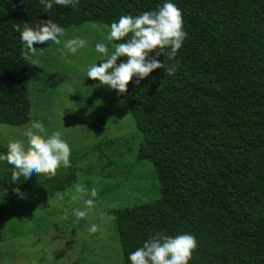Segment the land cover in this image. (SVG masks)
Here are the masks:
<instances>
[{
  "label": "trees",
  "instance_id": "1",
  "mask_svg": "<svg viewBox=\"0 0 264 264\" xmlns=\"http://www.w3.org/2000/svg\"><path fill=\"white\" fill-rule=\"evenodd\" d=\"M163 2L80 0L75 9L54 5L45 13L39 0H0V123L22 126L31 117L16 26L50 19L62 29L87 22L105 27ZM172 2L187 38L174 59L167 50L157 59L175 65L174 75L154 69L119 94L140 134L136 158L149 161L158 180L155 199L107 210L123 264L155 233L193 235L197 248L189 264H264V0ZM0 152H6L2 145ZM73 164L66 173L16 184L9 183L8 165L7 202L41 177L46 194L64 193L76 182ZM6 212L1 202L0 239Z\"/></svg>",
  "mask_w": 264,
  "mask_h": 264
},
{
  "label": "rangeland",
  "instance_id": "2",
  "mask_svg": "<svg viewBox=\"0 0 264 264\" xmlns=\"http://www.w3.org/2000/svg\"><path fill=\"white\" fill-rule=\"evenodd\" d=\"M63 30L60 46L49 41L34 44L35 55L24 50L30 121L22 126L0 123V145L7 151L10 141L26 144L24 134L33 121L41 123L49 135L60 131L71 149L70 164L74 162L77 168L76 182L64 193L50 196L41 177L8 203V164L0 162V200L7 208L0 264H123L107 210L158 196L151 163L136 158L140 134L132 115L115 90L85 77L87 67L95 62L99 66L103 59L94 45L102 42L109 51L113 48L105 40L107 28L87 22ZM77 37L86 40V45L61 58L64 40ZM68 168H58L56 174L66 173ZM77 184L85 190L95 188L96 196L77 193ZM86 198L93 200L91 208L86 207ZM74 209L85 211L86 216L78 220ZM91 224H97L98 231L89 234Z\"/></svg>",
  "mask_w": 264,
  "mask_h": 264
},
{
  "label": "clouds",
  "instance_id": "3",
  "mask_svg": "<svg viewBox=\"0 0 264 264\" xmlns=\"http://www.w3.org/2000/svg\"><path fill=\"white\" fill-rule=\"evenodd\" d=\"M39 3L44 12L48 13L54 5L63 9H75L80 0H39ZM105 27V40L117 43L113 44L111 51L105 43L94 45L95 52L103 59H99L102 60L99 66L96 62L90 64L85 77L122 94L134 77L136 83H139L154 69L163 68L168 76L174 75L175 65L166 67L157 59L161 54L164 56L166 50L169 60L174 59L187 38L181 11L172 0H164L154 11H145L138 16H121ZM15 30L19 32L24 49L32 55L36 53L34 44H46L50 41L53 45L60 46L65 37L64 30L50 19L33 26L25 23L22 30L19 26ZM86 43V40L79 37L64 40L59 56L63 58L66 54H75ZM120 57L126 59L117 63ZM24 135L26 144L18 140L10 141L7 151L0 154V162L7 163L12 168L9 183L16 184L21 179L31 182L37 174L51 178L56 175L58 168L70 167L71 149L60 131H53L49 135L41 123L33 121ZM74 187L77 193L84 194L87 191L89 197L96 196L95 188L85 190L79 184ZM15 191L19 196V189ZM84 203L91 208L93 200L86 198ZM73 215L79 220L86 216V212L74 209ZM97 231V224L88 227L89 234ZM196 248V238L189 233L174 237L155 233L128 255V261L130 264H189Z\"/></svg>",
  "mask_w": 264,
  "mask_h": 264
}]
</instances>
